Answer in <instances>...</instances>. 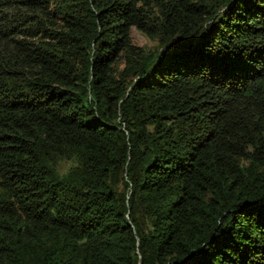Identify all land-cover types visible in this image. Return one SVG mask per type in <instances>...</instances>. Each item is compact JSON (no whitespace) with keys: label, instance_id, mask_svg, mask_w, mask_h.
Listing matches in <instances>:
<instances>
[{"label":"trees","instance_id":"1","mask_svg":"<svg viewBox=\"0 0 264 264\" xmlns=\"http://www.w3.org/2000/svg\"><path fill=\"white\" fill-rule=\"evenodd\" d=\"M0 264H264V0H0Z\"/></svg>","mask_w":264,"mask_h":264},{"label":"rangeland","instance_id":"2","mask_svg":"<svg viewBox=\"0 0 264 264\" xmlns=\"http://www.w3.org/2000/svg\"><path fill=\"white\" fill-rule=\"evenodd\" d=\"M131 42L133 45L142 47L145 51H156L158 49V46L155 41L151 40L150 38L143 35L141 32H139L135 27H131ZM124 52H122L119 56V59L117 60V64L119 68L123 67L124 64ZM66 164L65 166H67ZM64 166V165H63Z\"/></svg>","mask_w":264,"mask_h":264}]
</instances>
